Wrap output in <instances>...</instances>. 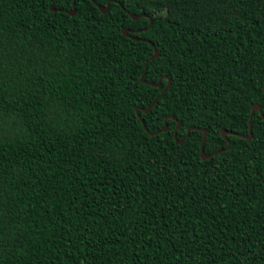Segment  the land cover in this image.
Here are the masks:
<instances>
[{"label": "trees", "instance_id": "16d2710c", "mask_svg": "<svg viewBox=\"0 0 264 264\" xmlns=\"http://www.w3.org/2000/svg\"><path fill=\"white\" fill-rule=\"evenodd\" d=\"M0 264H264V0H0Z\"/></svg>", "mask_w": 264, "mask_h": 264}, {"label": "water", "instance_id": "95a60500", "mask_svg": "<svg viewBox=\"0 0 264 264\" xmlns=\"http://www.w3.org/2000/svg\"><path fill=\"white\" fill-rule=\"evenodd\" d=\"M73 4H74V1H73ZM97 6H98V8H99L102 12H107V11H108L109 3H107L106 6H101V5H98V4H97ZM50 9H51L52 11H56V10H58V9H56V8L53 6V4L50 5ZM69 13H70V14H73V13H74V9L71 10V11H69ZM130 15H131V17H132L133 19H138V18L141 16V15H139V16H134V15H132V14H130ZM122 34L125 35V36H129V31H128V29H123V30H122ZM157 56H158V51L156 50V48H154L153 55H152L149 59H147L146 62H145L144 71H143V74H142V76H141V81H142V82L145 81L144 78H143V75H144V73H145V71H146L148 61H149L150 59L156 58ZM158 83H159V81H158ZM158 83H156V84H158ZM156 84H155V85H156ZM162 93H163V91L159 94V96H160ZM156 100H157V99H156ZM137 110H138V108H136V111H137ZM147 110H148V109H145L144 111H147ZM254 110H258V111L260 112V114H261V111H260V107H259V105L256 104V105L253 106L252 111H251V114L254 112ZM261 115H262V114H261ZM178 126H179V122L177 123V126H176V128H175V130H174V133H173L174 138H176V130H177V127H178ZM166 128H167V125H166V123H164V126H163V128H162L160 131H164V130H166ZM189 131H190V129L187 130V134H186L185 137L188 136ZM202 131H203L204 134H203L202 140H201V142H200V154H201V157H202L203 159H206V158H208V157L214 155L215 153L210 154V155H206V154H204V152H203V141H204V138H205V136H206V134H207V130L202 129ZM158 132H159V131H158ZM158 132L151 133V134H156V133H158ZM227 133H231V132H229V131H227V130H224V129L221 130V135H222V137L226 140L227 145H226V147H225L224 149H222V150H220V151H223V150L227 149V148L230 146V140L227 139V137H226ZM232 134H233V133H232ZM250 136H251V124H250V122H249V133H248V135H247L246 137L249 138ZM180 142H181V141L177 140V143H180ZM218 152H219V151H218Z\"/></svg>", "mask_w": 264, "mask_h": 264}]
</instances>
